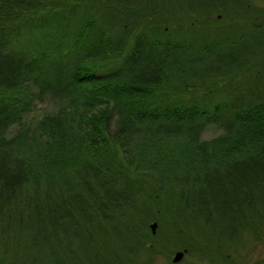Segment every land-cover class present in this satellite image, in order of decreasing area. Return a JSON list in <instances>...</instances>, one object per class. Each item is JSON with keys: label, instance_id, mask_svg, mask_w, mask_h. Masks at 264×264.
I'll return each instance as SVG.
<instances>
[{"label": "trees", "instance_id": "1", "mask_svg": "<svg viewBox=\"0 0 264 264\" xmlns=\"http://www.w3.org/2000/svg\"><path fill=\"white\" fill-rule=\"evenodd\" d=\"M241 2L0 0V264L222 260L257 232L264 95L211 100L258 42L217 27L264 15ZM45 99L58 110L29 122Z\"/></svg>", "mask_w": 264, "mask_h": 264}, {"label": "rangeland", "instance_id": "2", "mask_svg": "<svg viewBox=\"0 0 264 264\" xmlns=\"http://www.w3.org/2000/svg\"><path fill=\"white\" fill-rule=\"evenodd\" d=\"M251 7L250 9L254 11L257 10H264V0H251ZM250 14V13H249ZM220 18H218L217 27L221 28L222 30L226 31V34L229 32L227 31H235L237 29L238 24L239 29L241 31H247L251 33H255L254 36L256 37L257 43L248 44V46L242 47V53L238 52L233 55L235 58V61L238 63L242 60L243 67L241 68L242 73L235 79L233 84H230V81L227 79L223 80V82L220 84V92H214L211 94V100L214 104H223L224 102H227L229 100L230 92H234L235 96H239L240 101L244 100L243 103L249 101L251 97H255L257 94L264 95V29L261 30H253L251 22L247 24L246 20L240 21L237 25L232 23L233 27L231 26V23L224 18V16H221L217 14ZM235 34V32H233ZM245 33V32H244ZM214 31L209 28H203L198 32V35L201 37L211 38L213 37ZM237 36V34H236ZM235 39H238L237 37ZM241 40V38H239ZM243 43V42H242ZM248 53L252 54V58H248ZM248 62H251L253 64V67L250 69L246 68V64ZM227 64L231 63L230 61H226ZM237 63V64H238ZM249 70V71H246ZM235 72H239L238 68L235 69ZM232 88V89H230ZM196 90V89H195ZM198 95L197 97H201L202 95H205V91L202 89H197ZM194 91V90H193ZM192 91V92H193ZM191 92V93H192ZM236 92V93H235ZM196 93V92H195ZM194 94V93H193ZM193 94H189V98H193ZM214 95V96H213ZM238 100V101H239ZM240 103V102H239ZM51 101L49 99H45L43 102H39L35 110L28 116L29 122H37L39 121L46 113L55 112L58 110V108L55 106H51ZM224 133L221 128L215 124H210L207 126L206 131L201 136V141H209L219 135H222ZM247 228L240 229L236 233H234L232 237V241L230 242L229 237L222 239V242L224 244L225 248H228L226 253L231 255V258H238L239 261L242 260V258H245L244 264H255L258 260L264 261V227L259 226L257 227V232L255 233L253 230H248ZM263 232L262 239L256 242L257 236H259V233ZM112 247H115L114 244H112ZM183 251V250H177ZM175 252V253H176ZM213 251L209 252L207 251L205 254L209 257L206 258L202 256V259L197 258V256L193 255H185L184 260L180 264H236L235 260L230 259V262L226 261V259L222 258L220 260L217 257H213ZM222 252V248L220 250ZM175 253L172 255V257L169 259V261L172 263V259L175 256ZM225 253V252H223ZM197 255V254H195ZM213 257V258H212ZM205 258V259H204ZM145 264H149L148 261L144 262ZM153 264H169L166 260V258H158V260Z\"/></svg>", "mask_w": 264, "mask_h": 264}, {"label": "flooded vegetation", "instance_id": "3", "mask_svg": "<svg viewBox=\"0 0 264 264\" xmlns=\"http://www.w3.org/2000/svg\"><path fill=\"white\" fill-rule=\"evenodd\" d=\"M241 3L244 4V3H245L244 0H243V2H241ZM251 3H252L251 0H249V3H248L249 8H250L251 5H252ZM257 16H262V17H263V21H262L261 25H259V26L254 25V19H255ZM251 25H252L253 28H256V29H258V30L264 29V15H263V14H260V13L254 15L253 18H252V20H251ZM242 29H243V27H242ZM263 212H264V211H263ZM261 218H262V217H261ZM261 218L256 219V221L258 222L257 227H259V226H263V227H264V220H263V218H262V219H261ZM242 229H243V228H242ZM238 231H239V230H238ZM262 237H263V232H260V233H259V236H257V240H256L255 243H257L258 239H259V241H260V240L262 239ZM228 248H229V247H228ZM228 248H225V247L222 248V253L225 252V253H223V254H224V257H222L223 259L225 258L226 261H228V262H230V259H233V260H235L236 264H244V263H245V258H242L241 261H239L238 258H234V257L231 258V255H229V254L226 253V251H227ZM225 256H226V257H225ZM255 264H264V261H263V260H260V261L258 260Z\"/></svg>", "mask_w": 264, "mask_h": 264}, {"label": "water", "instance_id": "4", "mask_svg": "<svg viewBox=\"0 0 264 264\" xmlns=\"http://www.w3.org/2000/svg\"><path fill=\"white\" fill-rule=\"evenodd\" d=\"M262 21H263V17L262 16H257L254 19V25L259 26V25H261ZM157 228H158V223L155 222V223L151 224V229H152L154 234H156ZM185 252L186 251L177 252L175 254L174 258H173V263L174 264L179 263L184 258Z\"/></svg>", "mask_w": 264, "mask_h": 264}]
</instances>
